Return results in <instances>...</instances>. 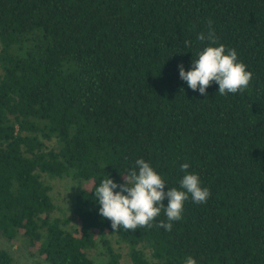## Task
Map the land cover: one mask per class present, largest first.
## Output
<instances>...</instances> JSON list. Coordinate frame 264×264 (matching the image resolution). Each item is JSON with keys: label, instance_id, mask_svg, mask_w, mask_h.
Listing matches in <instances>:
<instances>
[{"label": "trees", "instance_id": "16d2710c", "mask_svg": "<svg viewBox=\"0 0 264 264\" xmlns=\"http://www.w3.org/2000/svg\"><path fill=\"white\" fill-rule=\"evenodd\" d=\"M209 20L253 73L243 93L221 96L213 82L205 97L179 77L209 46L197 40ZM141 158L165 191L188 163L207 203L189 196L171 231L155 226L162 212L151 228L113 232L95 187L124 183ZM39 173L80 184L71 231L51 217ZM103 234L132 264H147L140 245L158 264H264V0H0V236L47 264H93Z\"/></svg>", "mask_w": 264, "mask_h": 264}, {"label": "clouds", "instance_id": "9594fccd", "mask_svg": "<svg viewBox=\"0 0 264 264\" xmlns=\"http://www.w3.org/2000/svg\"><path fill=\"white\" fill-rule=\"evenodd\" d=\"M212 24L209 20L207 34L201 32L197 37L200 42L207 41L209 46L198 52L196 59H192L190 70L185 71L182 64L178 65L179 77L191 90L199 91L205 97L207 88L213 82L218 84L221 96L243 93L249 88L253 73L238 59L235 48H227L219 43ZM184 46L191 47L192 42L185 40ZM180 167L185 175L179 181V190L173 187L165 191L164 177L142 158L135 161V167L127 176H123L124 183L118 184L105 177L94 190L100 205L99 214L111 222L113 232L121 229L128 232L153 227L154 221L163 212L167 222L160 221L155 226L171 231L173 222L182 220L189 196L200 205L206 204L211 196L210 189L201 186L199 175L187 172L190 167L188 163ZM166 198L167 207L163 203ZM184 264H197V261L193 256H187Z\"/></svg>", "mask_w": 264, "mask_h": 264}, {"label": "rangeland", "instance_id": "374dc122", "mask_svg": "<svg viewBox=\"0 0 264 264\" xmlns=\"http://www.w3.org/2000/svg\"><path fill=\"white\" fill-rule=\"evenodd\" d=\"M47 147L54 145V140L45 141ZM41 181L48 186V196L52 202L54 209L50 214L55 218H66L67 224L63 229L71 231L75 226L73 214V196L80 185L69 177L57 178L49 177L44 173H39ZM82 185V184H81ZM100 237L107 240L113 253L118 255L115 264H132L128 256V245L120 242L114 235L103 234L96 238L95 246L90 249L87 254L93 264H107L108 257L100 243ZM0 249L7 251L11 258V264H47L32 248H27L19 240L8 241L0 236ZM141 256L146 260L147 264H158L150 255V249L147 245L136 246Z\"/></svg>", "mask_w": 264, "mask_h": 264}]
</instances>
